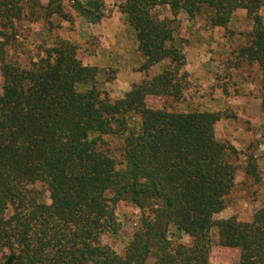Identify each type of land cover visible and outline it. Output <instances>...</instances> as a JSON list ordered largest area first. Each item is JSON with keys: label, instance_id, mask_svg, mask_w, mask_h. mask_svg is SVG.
<instances>
[{"label": "trees", "instance_id": "trees-1", "mask_svg": "<svg viewBox=\"0 0 264 264\" xmlns=\"http://www.w3.org/2000/svg\"><path fill=\"white\" fill-rule=\"evenodd\" d=\"M26 6L25 0H0L2 264H147L151 258L152 264H213L215 230L222 246L240 250L238 264H264V207L249 222L215 219L237 173L235 148L216 136L221 115L147 106L150 96L178 99L184 90L186 58L172 21L159 19L157 8L191 20L207 16L210 27L222 28L245 10L253 30L241 55L264 78V0H127L121 10L136 34L142 69L170 65L114 102L99 89L101 70L84 65L73 43L59 40L26 64L11 57L14 23ZM48 9L68 21L70 11L93 24L105 17L103 0H51ZM135 115L141 123L131 127ZM116 134L125 135L121 167L102 148V138ZM38 182L46 184L49 204L29 189ZM122 200L143 217L125 252L117 254L102 237L118 232L112 205ZM172 227L191 243L174 244Z\"/></svg>", "mask_w": 264, "mask_h": 264}, {"label": "rangeland", "instance_id": "rangeland-1", "mask_svg": "<svg viewBox=\"0 0 264 264\" xmlns=\"http://www.w3.org/2000/svg\"><path fill=\"white\" fill-rule=\"evenodd\" d=\"M25 1L23 17L14 23L16 42L10 47L11 57L22 63L43 57L46 49L59 40L73 43L84 65L101 70L99 89L112 102L122 99L135 84L153 78L170 65L167 61L149 70L142 69L144 58L138 50L136 34L121 10L127 0H103L105 17L98 24L88 22L73 11H70L71 21L58 14L51 15L48 9L51 0ZM65 6L69 11V4ZM155 14L159 19L172 21L176 42L185 55L180 73L184 90L178 99L150 96L147 106L169 112L199 111L221 115L216 124V136L235 148L231 161L237 173L235 187L228 199L217 207L215 219L237 217L240 221H252L255 212L264 207V78L260 67L241 55V50L250 44L253 21L245 10L236 11L227 28L210 27L207 16L191 20L180 13L175 17L168 7L157 8ZM261 16L264 19V9ZM2 85L0 71V113L4 112ZM129 123L131 127H138L141 118L132 116ZM124 139L125 135L121 134L102 138L103 150L118 167L124 161ZM29 189L40 191L43 201L51 202L43 182ZM112 206L118 232L103 235L102 243L117 254H123L140 225L143 211L126 200ZM169 238L174 244L191 243L189 236L173 227ZM239 258L240 250L222 246L217 231H213L211 263L238 264ZM2 262L0 256V264ZM152 262L153 258L147 264Z\"/></svg>", "mask_w": 264, "mask_h": 264}]
</instances>
